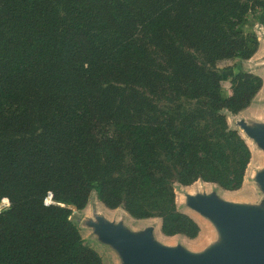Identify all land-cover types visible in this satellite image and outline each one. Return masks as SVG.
<instances>
[{
	"label": "trees",
	"instance_id": "16d2710c",
	"mask_svg": "<svg viewBox=\"0 0 264 264\" xmlns=\"http://www.w3.org/2000/svg\"><path fill=\"white\" fill-rule=\"evenodd\" d=\"M254 6L0 0V264H103L71 219L92 191L164 235L197 236L173 184L243 183L251 151L223 111L262 80L237 72L224 96L214 65L256 51L242 28Z\"/></svg>",
	"mask_w": 264,
	"mask_h": 264
},
{
	"label": "rangeland",
	"instance_id": "374dc122",
	"mask_svg": "<svg viewBox=\"0 0 264 264\" xmlns=\"http://www.w3.org/2000/svg\"><path fill=\"white\" fill-rule=\"evenodd\" d=\"M242 28L246 33L255 36L258 42L256 51L247 59L242 58L238 54L231 59L217 61L214 65V68L226 77L220 82L221 93L224 96L230 95L232 89L231 79L237 72L253 73L262 80L260 89L246 108L236 114H232L227 110L223 111L229 128L236 130L245 142L249 143V149L251 147V158L245 170L241 187L236 190H226L218 184L206 182L202 179H198L189 185L173 184L177 210L190 216L196 223L194 215H198L204 222L211 224L209 233H203L204 235H202L201 227L197 223L199 232L194 238H188L183 234L164 235L160 230L159 218L136 219L121 207L109 209L97 199L95 192L92 191L84 208L77 209L70 206L72 210L71 219L77 225L83 241L101 256L103 264H119V260L110 246L100 242L91 234L92 228L87 225V222L95 219L97 215L111 222H123L131 229H142L148 225H153L155 227V236L160 241L170 244H181L187 249L194 250L196 248L197 250H202L214 245L219 240L218 233L209 219L187 204V194L215 193L221 198L238 201L237 203L264 208V190L255 181L257 172L264 169V151L253 140L248 138L239 126V121L241 120L251 127L264 124V6L251 8L246 14ZM183 103L187 104V101H183ZM45 200L49 203L53 202L50 196H47ZM8 205L7 199L6 201H0V211L7 208Z\"/></svg>",
	"mask_w": 264,
	"mask_h": 264
},
{
	"label": "water",
	"instance_id": "95a60500",
	"mask_svg": "<svg viewBox=\"0 0 264 264\" xmlns=\"http://www.w3.org/2000/svg\"><path fill=\"white\" fill-rule=\"evenodd\" d=\"M239 126L264 151V124ZM255 181L264 190V169ZM187 204L214 225L219 240L205 249L190 252L181 244L167 247L157 240L155 227L133 230L123 222L97 215L87 225L91 234L114 251L119 264H264V208L229 203L217 194H187Z\"/></svg>",
	"mask_w": 264,
	"mask_h": 264
},
{
	"label": "bare ground",
	"instance_id": "6f19581e",
	"mask_svg": "<svg viewBox=\"0 0 264 264\" xmlns=\"http://www.w3.org/2000/svg\"><path fill=\"white\" fill-rule=\"evenodd\" d=\"M247 144V143H246ZM249 144V143H248ZM247 144V145H248ZM251 149V147H250ZM221 198V197H220ZM222 200L226 201V202H229V203H237L238 201H235V200H231V199H227V198H221ZM195 218H196V221L197 223L199 224V226L201 227V233L202 235H204L205 233H209L210 231V227H211V224H209L208 222H204V220H202L198 215H194ZM133 230H138V229H133ZM204 233V234H203ZM158 241H160L159 239H157ZM165 241V240H164ZM163 245L167 246V247H174L176 244H170V243H167V242H163V241H160ZM196 249V248H195ZM193 250V249H188L190 252H196V251H199V250ZM199 249V248H198Z\"/></svg>",
	"mask_w": 264,
	"mask_h": 264
},
{
	"label": "built area",
	"instance_id": "2783aa9c",
	"mask_svg": "<svg viewBox=\"0 0 264 264\" xmlns=\"http://www.w3.org/2000/svg\"><path fill=\"white\" fill-rule=\"evenodd\" d=\"M48 196H50V198H51V195H50V194H49ZM45 203L48 204L49 202H47V201L45 200Z\"/></svg>",
	"mask_w": 264,
	"mask_h": 264
}]
</instances>
